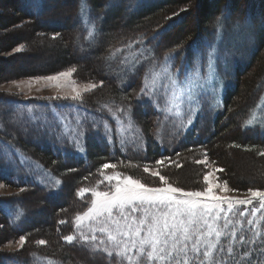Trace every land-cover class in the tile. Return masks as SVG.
<instances>
[{"label": "trees", "instance_id": "16d2710c", "mask_svg": "<svg viewBox=\"0 0 264 264\" xmlns=\"http://www.w3.org/2000/svg\"><path fill=\"white\" fill-rule=\"evenodd\" d=\"M9 5V13H0L1 28L26 29L29 37L24 40L21 33L0 40V51L24 45L17 53L22 56L31 45L38 48L39 41L54 48L52 61L29 64L22 68L26 75L45 76L75 68L77 79L99 85L79 99L61 98L63 102L0 93V180L22 190L0 196V245L19 236L27 243L22 251H0V264H152L147 258L129 259L108 251L98 239H65L74 234L76 217L86 211L92 190L107 189L105 177L112 173L157 187L161 185L159 176L151 172L155 168L173 187L201 191L208 170L202 159L207 157L217 166L218 181L232 189H264V135L254 130L256 124H250L264 91V0H13ZM83 8L94 21V34L89 35L84 27ZM56 18L61 20L49 21ZM245 23L253 43L244 54L230 53L236 65L220 106L213 108L211 118H203L210 108L203 105L184 131L162 127L156 94L145 97L141 91L143 66L125 71L119 67L117 53L110 69L104 64L111 51L142 43L153 53L152 64L166 59L173 70L183 68L182 63L191 68L197 50H207L220 28L229 32ZM77 43L85 49H81L82 56H77ZM239 55L242 59H236ZM113 67L123 71L122 79L126 72L125 81L113 75ZM68 101L78 107L50 108ZM117 119L129 125V137L123 134V138ZM76 133L82 134L79 140ZM241 157L249 163L247 169L239 168ZM162 158L163 163L158 164ZM256 163L262 181L253 174L251 164ZM104 164L112 167L105 169ZM176 164L181 167L175 168ZM187 164L193 169L192 177L184 172ZM41 168L59 185L42 186L37 173ZM81 190L86 191L84 195ZM34 194L49 205L33 199ZM41 205L51 223L34 216V209ZM256 205L241 206L235 215L229 212L232 224L228 228H224V220L217 223L221 235L209 239L215 247L196 264H264V208H255L258 210L252 214ZM28 212L32 213L27 217ZM38 233L39 237L32 238ZM206 250L201 245V252ZM184 259L192 264V253Z\"/></svg>", "mask_w": 264, "mask_h": 264}, {"label": "rangeland", "instance_id": "374dc122", "mask_svg": "<svg viewBox=\"0 0 264 264\" xmlns=\"http://www.w3.org/2000/svg\"><path fill=\"white\" fill-rule=\"evenodd\" d=\"M14 1L16 2V0ZM12 2L13 0H0V13H9V6H10L9 3ZM81 19L83 21L87 33H89V35L94 34L95 33L94 21L89 17L85 8L81 10ZM59 20L61 19L56 18L49 21L58 22ZM247 25L248 23H245L243 25L237 24L236 26H233L229 32L228 30L225 31L224 29L220 28L221 31L218 32L214 38V42H213L214 46H211L213 43H210L209 47L206 46L207 50H197V55H195L192 60L194 65L191 68H188L186 63H182L181 66L183 68L173 70L171 67V63H169L166 59H162L161 63L152 64L150 62V59L154 58L153 53L150 51L149 48L143 46L142 43L138 44L137 46L131 45V46H127L126 48H120L118 50H115L113 54L111 51L105 58L104 64L107 63L108 68L110 69V67L112 66H110L109 63L111 62L112 56H114V54L117 53L118 56L120 55V58H118L120 65L119 67H121L125 71H135L137 67L143 66L145 69L143 75V86L145 87L146 84L149 86V88L151 89L150 95L156 94L155 96L157 100H155V102L159 106L158 109L162 114V120H161L162 127H164L165 130H167V128L165 127H169V128L174 127L173 129H170L173 132L182 129H183L182 131H184L193 123L196 115L198 114L200 108L203 105L210 107L202 115L203 118H209V117L211 118L213 115V108L220 106L223 92L227 87L230 86L231 83L230 76L231 73H233V67L236 65L235 62L231 59L230 53L236 50L238 52H241V54H244L245 53L244 51L247 50V48L251 46V44L253 43V41H251V37H250L251 35L250 34L248 35L247 31L244 30L245 27H247ZM222 30H224L223 34L221 33ZM21 33L24 40H27L29 37L28 30L19 29V28L13 29L12 27L9 29L8 28L2 29L0 26L1 42L6 41L5 39L9 37L19 36L21 35ZM7 35L8 37H6ZM75 46H76L77 56L79 55L82 56L81 49L84 48L78 43L77 45L75 44ZM5 47H8L7 43L5 44ZM37 47L38 48L35 49L31 45L29 49L28 48L26 49L25 51L26 54L24 53V55L22 56L21 55L18 56L17 53L24 49V45L16 46V48L14 47L10 52H6L4 49H1L0 93L1 92L15 93L17 95H20V98H23L25 100L32 98L36 101H39L44 98H49V99L57 98L62 101L61 98L73 99V97H76V99H79L84 95L83 93H88L90 91H93V88L99 85V83L90 82V81H80L79 79H77L76 78L77 76L75 77V68H71L68 70L60 71L58 73L45 75V76L26 75L25 70H23L22 68H26L27 66H29V64L32 66L34 65L37 66V65L49 63L54 58L52 57L51 54L52 50L54 49L52 46L42 43V41H39ZM84 54L85 53H83V55ZM87 57L91 58L92 56L89 55ZM236 59H242V55H239V58ZM112 70H113V75L117 79L120 78L121 80L125 81L126 72L123 73V79H122L121 72L123 71H120L116 67H113ZM61 73H68V75H61ZM108 74L110 75V73ZM130 75H127V78ZM49 77H56V78L49 79ZM173 81L175 83H173ZM165 86L167 87L165 88ZM25 100L23 101L26 103ZM73 105L74 104L72 101H68V103H60L58 108H56L54 105H51L50 108L52 109V111H56L59 108L78 107ZM80 109L83 110L82 113L85 114L88 113V110L82 108ZM57 116H59V114H57ZM253 116H254V121L260 125L257 127V129L254 130H257L259 131L260 134L264 135V91L262 92L260 101L257 103L256 108L254 109ZM120 121L118 123V129L120 133H122L123 135L124 133L127 132V135L130 136L132 131L129 125L121 119ZM160 130L161 129L159 128L156 133V136H158ZM181 136H184V134ZM123 138H125L124 135ZM202 161L206 163L205 166L208 169L207 174L208 173L212 174L213 184L220 185V188L214 187L213 189L214 194L227 196L229 198H236V199H251L249 190L243 191L239 189H232L231 186H229L225 182L218 181L216 176L217 166L212 164V162L207 157H204ZM239 161L241 163V166L239 168L245 167L247 169L249 167L247 166L249 163H247L245 157L243 158L241 157ZM25 163L30 164L29 161H25ZM187 165L188 168L185 169L184 172H188L190 174V177H192L191 173L193 172V169L190 167L189 164ZM179 167L181 166H179L178 164L175 165V168H179ZM257 167H258L257 163L251 164V168L253 169L252 171L254 176H257L256 177L257 179L261 177V179L259 180L262 181L263 177L260 175L261 173L259 172ZM151 172H157V170L153 168L151 169ZM108 176L117 177L120 181H122L125 177H127L118 173H112L110 175H107L105 177L106 183L108 186L111 185L113 188L117 183V179L108 181L107 180ZM42 186H46V184H43ZM205 188L203 190H205ZM221 189H225V190L221 191ZM106 190H108V188L101 191H106ZM21 191L22 190L19 189L18 187H13L9 184L7 185L0 180V196H4V197L11 196L18 194ZM66 191L67 189L65 191L63 190V193H65ZM93 191H99V190H92V192ZM260 191H264V189L263 190L260 189ZM85 192H86L85 190H81L80 194L84 195ZM87 193H90V190ZM36 197L37 199L42 200V203L45 207L49 205L48 202H46L44 199H41L39 195L34 194L33 199H35ZM64 197L65 194H63L61 198L63 199ZM94 199L95 197L92 196L88 201L89 205L86 208V211H84L82 214L77 216V217H83V219L78 220L76 217L75 232L72 236L76 237L75 239L78 240H82V239L85 240L84 237H88V239H91L92 236H95L103 247H105L108 251H113L117 255L118 253H121L123 256L129 259H135L137 257L146 258L144 256H141L140 253L136 252L133 249H129L128 254H125L123 244H120V246L117 247L116 244L110 241L108 238L109 232H111L112 235H116L114 230L109 229L108 231L105 232H99L98 229L102 226L99 220L89 219L88 217L84 216V213H86L88 209L92 207V201ZM260 203L261 201L257 198V199H253L252 204L234 205V209L238 210L241 206H253L254 204L257 205L251 209L260 208ZM43 205H41L40 208L37 206V208L34 209V213H35L34 216L37 215L39 219L47 218L46 222L51 223L52 221H51V217H49V214L43 213L42 210ZM224 207L226 208L227 206L224 205ZM29 208L32 209L30 206ZM10 212L13 213L12 208H10ZM31 213L32 212H28L26 213L25 216L28 217ZM137 215L139 216L141 214H137ZM23 216L24 215H22V217ZM222 220L223 219H221L217 223L221 222ZM0 228H2V225H0ZM82 232H87V233H82ZM39 234L41 233H38L35 236L32 235V238L39 237ZM97 234L99 235L98 237ZM214 236L215 235H213L212 237ZM8 237L10 236L7 233V238ZM20 238L21 236L11 240L7 239V241H4L0 245V251H5V250L22 251L27 243H26V239L24 238V243L21 244ZM210 238H208V240ZM134 252L135 254H133Z\"/></svg>", "mask_w": 264, "mask_h": 264}, {"label": "snow or ice", "instance_id": "6c2138e0", "mask_svg": "<svg viewBox=\"0 0 264 264\" xmlns=\"http://www.w3.org/2000/svg\"><path fill=\"white\" fill-rule=\"evenodd\" d=\"M141 91L145 97L151 94L147 84ZM144 103L147 106L146 100ZM81 135L76 133L75 139L79 140ZM157 163H163V158ZM103 167L107 169L112 165L104 164ZM152 175L159 176L161 186L148 187L131 177H125L120 181L117 177L108 176V181L117 179L115 187L109 185L106 191H93L92 196L95 199L92 201V207L84 213L89 219L99 220L102 225L98 229L99 232L114 230L116 235L109 232L108 238L117 247L123 244L125 254H128L129 249H133L152 264L156 261H163L164 264H188L184 257L189 253L193 255L192 264H196L198 259L207 256L215 247L208 238L213 235L217 239L220 237L217 222L223 219L224 228L232 224L228 213L236 214L238 210L234 209V205L252 204L253 199L258 198L261 201L260 208H264V191L250 189L251 199H236L214 194V187L220 188V185L213 184L211 173L204 175L206 188L201 191H184L168 184L166 178L158 172H153ZM223 190L225 189H221ZM257 210L254 208L252 214ZM243 214L239 213L241 216ZM77 219L81 220L83 217ZM248 223L251 224L252 221L249 220ZM65 239L72 242L74 238L67 236ZM91 239L95 241L96 237L92 236ZM240 239L244 240V237L241 236ZM20 243H24L23 236ZM40 243L43 244L44 241ZM201 245L207 250L201 252Z\"/></svg>", "mask_w": 264, "mask_h": 264}]
</instances>
